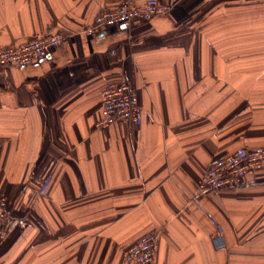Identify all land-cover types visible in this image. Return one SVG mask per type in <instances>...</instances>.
Segmentation results:
<instances>
[{"label":"crops","instance_id":"crops-1","mask_svg":"<svg viewBox=\"0 0 264 264\" xmlns=\"http://www.w3.org/2000/svg\"><path fill=\"white\" fill-rule=\"evenodd\" d=\"M159 1L85 33L116 0H0V44L65 34L0 66V264H137L125 251L149 232L156 264H264V166L192 195L215 159L264 146V0ZM121 80L141 122L98 126Z\"/></svg>","mask_w":264,"mask_h":264},{"label":"built area","instance_id":"built-area-1","mask_svg":"<svg viewBox=\"0 0 264 264\" xmlns=\"http://www.w3.org/2000/svg\"><path fill=\"white\" fill-rule=\"evenodd\" d=\"M169 10L170 4L159 0H116V6L99 12L92 23L84 28V32H97L103 25H128L135 18L150 19L163 16ZM64 36V33L47 32L17 45L0 44V66L37 62L45 58L52 47L61 43ZM101 100L103 116L98 121V126H106L114 121L132 124L141 122V107L127 81L107 84L101 91ZM263 166L264 146L239 147L233 153L219 157L210 164L192 195L197 198L212 191L238 185ZM47 182L48 180L44 182L40 192H44ZM6 207V198L0 196V235L4 233L5 221L8 218ZM213 239L216 247H224L219 226L214 231ZM155 247V233H145L126 249L125 258L137 264H156Z\"/></svg>","mask_w":264,"mask_h":264},{"label":"water","instance_id":"water-1","mask_svg":"<svg viewBox=\"0 0 264 264\" xmlns=\"http://www.w3.org/2000/svg\"><path fill=\"white\" fill-rule=\"evenodd\" d=\"M122 26H124V25H122Z\"/></svg>","mask_w":264,"mask_h":264}]
</instances>
